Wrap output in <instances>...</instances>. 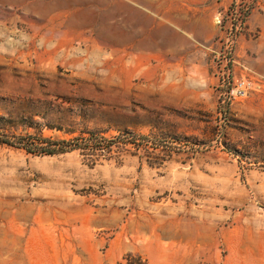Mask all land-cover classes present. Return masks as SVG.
<instances>
[{
	"label": "rangeland",
	"instance_id": "obj_1",
	"mask_svg": "<svg viewBox=\"0 0 264 264\" xmlns=\"http://www.w3.org/2000/svg\"><path fill=\"white\" fill-rule=\"evenodd\" d=\"M0 264H264V0H0Z\"/></svg>",
	"mask_w": 264,
	"mask_h": 264
},
{
	"label": "trees",
	"instance_id": "obj_2",
	"mask_svg": "<svg viewBox=\"0 0 264 264\" xmlns=\"http://www.w3.org/2000/svg\"><path fill=\"white\" fill-rule=\"evenodd\" d=\"M250 12H251V8H247L245 10H242L239 12V16L236 18V24L239 23V24H243L247 18L249 17L250 15ZM234 27H235V24H234ZM23 141V140H22ZM92 140H89V143L91 142ZM37 142V143H36ZM5 143V142H4ZM40 144H46V146L48 147V149H45V148H41V153H44V154H47V155H54V154H57V153H64L66 151V148L69 144L66 142H51V141H48V140H28L26 145L29 146V148H32V147H36ZM23 147L24 149H26V151L28 153H31V150L30 149H27L26 146H21ZM84 148H80L79 146H77V149H88L89 148V145H85L83 146ZM94 148H97V147H100V145L98 144H94L93 145ZM58 149V150H57Z\"/></svg>",
	"mask_w": 264,
	"mask_h": 264
},
{
	"label": "built area",
	"instance_id": "obj_3",
	"mask_svg": "<svg viewBox=\"0 0 264 264\" xmlns=\"http://www.w3.org/2000/svg\"><path fill=\"white\" fill-rule=\"evenodd\" d=\"M257 89L254 82L249 78H243L239 81H231L227 83L225 97L228 100L241 99L247 96L250 92Z\"/></svg>",
	"mask_w": 264,
	"mask_h": 264
}]
</instances>
